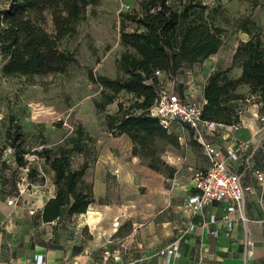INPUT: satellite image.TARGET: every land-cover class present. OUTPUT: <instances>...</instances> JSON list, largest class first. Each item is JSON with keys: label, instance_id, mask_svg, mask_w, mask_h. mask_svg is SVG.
Returning a JSON list of instances; mask_svg holds the SVG:
<instances>
[{"label": "crops", "instance_id": "1", "mask_svg": "<svg viewBox=\"0 0 264 264\" xmlns=\"http://www.w3.org/2000/svg\"><path fill=\"white\" fill-rule=\"evenodd\" d=\"M219 49L188 67L198 69L195 78L200 79L191 100L203 101L208 74L231 63L233 53L227 58ZM239 72L237 66L231 70L235 76ZM257 104H244L237 127L219 124L213 131L204 130L206 140L222 150L246 141L245 151L264 162V125L257 119ZM108 142L90 156L79 153L81 161H76L78 156L73 160L74 165L86 160L83 179L91 187V199L78 214L63 212L44 221L42 209L56 192L54 171L41 159L28 165L35 171L37 192H23L13 204L0 203V264H166L158 250L172 242L178 247V255L170 258L173 264H264V206L254 194L236 210L230 227L221 217L227 201L206 200L198 210L186 203L194 191L192 170L207 166L202 150L196 160L176 156L169 172L150 166L151 156L144 157L145 165L139 164L125 133ZM114 146L118 152L109 149ZM116 217L119 223L114 226Z\"/></svg>", "mask_w": 264, "mask_h": 264}, {"label": "trees", "instance_id": "2", "mask_svg": "<svg viewBox=\"0 0 264 264\" xmlns=\"http://www.w3.org/2000/svg\"><path fill=\"white\" fill-rule=\"evenodd\" d=\"M100 0H10L0 9V55L5 57L1 75L23 76L32 80L37 76L63 73L71 62L77 61L72 50L61 47V41L77 31L87 9ZM203 0H137L130 10L119 11V42L123 46L116 59L121 74L110 77L93 75L100 86L101 100L95 107L102 109L123 91L133 97L126 107L118 104L116 114H105L108 129L115 134L125 133L132 142V151L148 146L154 137L175 141V136L163 127L149 112L161 86L155 74L159 69L177 79L186 67L197 64L215 53L221 46L225 28L216 23V17L205 14ZM254 22L243 16L236 28L248 38L240 39L231 63L211 71L202 87L201 118L221 124H234L244 104L256 98L264 108V38L252 33ZM234 66L240 68L237 76L231 74ZM246 85L245 92L239 90ZM75 126L71 132L72 146L55 148L42 145L34 150L54 171L56 192L45 203L41 218L44 221L84 212L90 199L91 187L83 175L86 160L73 164L75 154L81 153L91 136ZM5 137L17 165L25 162L23 133L17 121L10 116ZM152 166L153 162H149ZM33 168L27 176L33 181Z\"/></svg>", "mask_w": 264, "mask_h": 264}, {"label": "rangeland", "instance_id": "3", "mask_svg": "<svg viewBox=\"0 0 264 264\" xmlns=\"http://www.w3.org/2000/svg\"><path fill=\"white\" fill-rule=\"evenodd\" d=\"M9 2L10 0H0V9L6 7ZM203 2L207 4L205 14L214 15L216 23L226 29L219 47L224 49V57L229 58L242 39L243 31L236 28V24L243 16L255 23L252 33H258L264 38V0H203ZM136 5L137 0H100L97 5L89 7L85 18L79 22L77 31L61 41V47L72 50L77 58V61L71 62L63 73L37 76L32 80H27L23 76L5 77L1 75V65L5 57L0 55V203L7 204L8 196L16 190V182L25 173L28 174L29 169H26V163L17 165L12 156L5 154L6 148L10 147L5 137L10 116H13L14 121L20 126L26 150L42 145L55 148L60 144L70 148L72 144L69 137L78 125L83 128L81 135L83 139L85 133H91L87 146L81 150L83 157L90 156L93 151L104 149L107 144L109 145L110 138L119 135L108 129L104 115L116 114L119 103L128 107L134 99L120 91L111 103L97 109L95 101L102 99L100 86L90 79L89 72L110 77L121 74L116 68V59L123 50L119 42V11L130 10ZM180 73L177 79L183 81L174 79L172 85L175 91L176 88L180 89V92H177L182 98L191 100L195 98V89L200 83V79L195 78L198 69L195 71L186 67ZM251 102L258 103L256 98ZM257 105L259 111L257 119L264 125V121L258 117L264 114V108L261 109L259 103ZM168 130L175 136V141L154 137L150 145L137 151L136 154L140 157L139 164L145 165L144 157L151 156L152 167L168 171L174 170L176 156L196 160L202 155L200 152L202 147L193 138L190 129L177 119H172ZM178 136H181V139ZM100 140L103 141L102 144ZM262 148L264 147L261 146L260 151ZM109 149L119 151L115 146ZM190 152L194 153V156ZM131 153L133 154L132 149ZM77 156L79 159L76 161H81L79 153L74 155L73 160ZM27 178L29 179L28 176Z\"/></svg>", "mask_w": 264, "mask_h": 264}, {"label": "built area", "instance_id": "4", "mask_svg": "<svg viewBox=\"0 0 264 264\" xmlns=\"http://www.w3.org/2000/svg\"><path fill=\"white\" fill-rule=\"evenodd\" d=\"M155 74L160 78L161 86L149 108L150 114L156 116L161 125L167 129L174 118L188 126L192 130L193 138L199 142L203 154L207 158L206 167L192 170L194 191L187 197L186 203L193 210H198L206 200L227 201L226 209L221 217L229 227L234 221L236 210L243 206V202L248 196L254 194L258 205L264 206V162L258 163L252 152L245 151L246 141L238 140L225 150L208 142L204 130L213 131L221 123L201 118L202 101L182 98L172 85L175 78L169 73L156 69ZM258 117L264 121V114ZM240 122L239 118L232 126L237 127ZM70 129L72 130L73 127ZM40 148L41 146L24 153L26 169L29 164L40 159L44 160L34 151ZM5 154H12L11 147L6 148ZM262 157H264V149H262ZM44 163L46 167L49 166L45 161ZM246 179L248 181H245ZM23 192L32 194L37 192L33 181L27 178L26 173L16 182V190L8 196L7 204L16 203ZM118 223L116 217L113 225L116 226ZM158 253L166 256V264H173L170 258L178 255L177 244L172 242L168 246L160 248ZM39 264H45V261H41Z\"/></svg>", "mask_w": 264, "mask_h": 264}, {"label": "water", "instance_id": "5", "mask_svg": "<svg viewBox=\"0 0 264 264\" xmlns=\"http://www.w3.org/2000/svg\"><path fill=\"white\" fill-rule=\"evenodd\" d=\"M241 37L243 40L247 39L248 38V35L244 32L241 33Z\"/></svg>", "mask_w": 264, "mask_h": 264}]
</instances>
